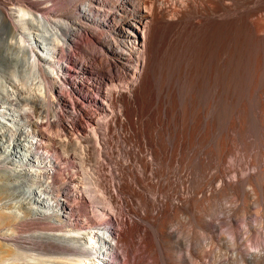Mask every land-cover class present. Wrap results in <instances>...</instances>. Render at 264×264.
Wrapping results in <instances>:
<instances>
[{"label":"bare ground","instance_id":"obj_1","mask_svg":"<svg viewBox=\"0 0 264 264\" xmlns=\"http://www.w3.org/2000/svg\"><path fill=\"white\" fill-rule=\"evenodd\" d=\"M12 1L16 6L0 0V59L7 62L6 66L0 61V226L15 218L12 210L4 209L12 191L25 212L69 228L63 233H38L37 245L50 256L54 253L53 259L68 260L69 264H176L180 253L173 254L175 243L171 242L179 238L175 240L177 233L173 231L180 225V211H191L200 219L196 211H205L212 200L226 199L227 195L241 199L239 207L244 213L250 202L259 203L261 198L264 203V21L260 15L264 0H212L215 10H231L218 16L223 17L221 25L229 23L226 28L234 27L238 35L222 39L213 56L200 54L201 67L189 68L188 64L186 69L167 73L168 90L161 84L151 93L145 89L148 84L140 86L146 67V32L150 16L155 22L164 15L162 1H153L149 11L144 5L147 0H133L138 11L136 33L130 37L137 49L133 56L116 50L111 40L102 39L109 27L104 21L108 10L105 0H83L75 8L76 15L66 14L67 20L58 17L54 21L41 12V0ZM82 31L89 34L84 43L79 40ZM89 46L94 47L92 51ZM75 48L89 49L92 57H77ZM109 53L117 60L113 66L123 68L119 70L123 79L103 76L102 81L96 80L98 95L104 91L107 100L103 105L87 94L95 79L89 76L86 82L80 74L89 72L90 63H100V54ZM212 61L214 67L208 68ZM113 79L122 81L121 86ZM182 80L196 90L168 92ZM63 84L72 85L75 99L64 93ZM135 89L139 96L133 94ZM146 93L153 96L148 108L143 103ZM85 102L91 103L92 112L84 122L89 114ZM64 107L71 108L72 120L63 118ZM49 120L56 125L48 124ZM251 127L261 131V135L256 133L255 147ZM251 144L254 153L238 160L240 166L245 162L240 168L235 158L234 167L232 159ZM11 177L19 180L10 183ZM234 219L230 218L231 225ZM261 224L259 219L256 225L246 220L243 232L248 237L257 235ZM241 231L231 227L225 241L240 260L264 263V249H247L248 254H244ZM4 233L1 238H12ZM188 243L191 260L208 264L206 250ZM9 250L0 247V264L14 253ZM18 250L15 252L21 253ZM33 255L26 259L45 264L44 258Z\"/></svg>","mask_w":264,"mask_h":264},{"label":"rangeland","instance_id":"obj_2","mask_svg":"<svg viewBox=\"0 0 264 264\" xmlns=\"http://www.w3.org/2000/svg\"><path fill=\"white\" fill-rule=\"evenodd\" d=\"M6 1H8V2H5L7 6L8 5L10 7L11 6H16L15 1H12V0H6ZM82 1L83 0H46V2H45V0H41L40 6L42 7L41 9H43V10L41 11V9H40V11L42 13L48 15L49 17L50 16L53 17V18L50 17L51 19H53V21H54V19L57 20L58 17L61 18V19H63V20H67L66 14H68V15L69 14L70 15H72V14L76 15L75 8H77V6L82 3ZM153 1H155L156 3H159V0H157V1L156 0H147V1L144 2V5L145 4L148 5V6L146 5L147 7H149L148 10L151 8V6L153 4ZM160 1H162L163 5L165 6L164 7L165 8L164 9V15L161 16V17H159L157 19L159 22L157 20L154 22L152 16H150V20H149V24H148V27L149 28L147 27L148 28V31L146 32L148 34H146V38L147 39H146V42H145V47H146L145 48L146 49L145 50L146 67L144 68L145 69L144 70V73H142V79L141 80H143V81H141V84H140V86H142V82L145 83V86L148 84L146 86L147 88L145 87V89L148 90V91H150V93H151V90L152 89H155L156 90V88H158L161 84L163 86H165V90H166L167 89L166 85L168 86L167 81L169 80L168 83L170 82V79L167 76L170 75L172 73V71L173 72H176L179 69L180 70L186 69L187 66H188V64H190L189 65V68H196V67H198L199 64H201V62L199 63L200 60L198 58L200 56V54L202 55V54H205V53H211L212 56H213L214 53L217 52V48L219 49V43H220V41L222 39L227 38V37H234V36L238 35L237 30L234 27L232 28V26H229L228 29L226 28V27H228L229 23H227V26H226V23H224V24L221 25L220 22H221V19L223 17L222 16L219 17L220 16L219 14L222 11L225 12L226 10L224 11V10H221V9H218V8H217L218 10H215L216 4L212 0H209V1L207 0L208 2L206 0L205 1L204 0H189V1L188 0H160ZM9 2H10V4H9ZM207 3H210V4H207ZM213 4H215V5H213ZM43 5L44 6H47V7H45L46 9H44V6ZM212 9H214V10H212ZM48 10H49V12H48ZM73 10H74V12H73ZM229 12H231V10H227L226 11V13H229ZM263 13H264V10L260 14L261 17H262V19H261L262 21H264V14ZM151 14H152V12H151ZM194 18H195V20H194ZM219 18H220V20H219ZM154 23H156V24H154ZM218 24H220L221 27H220V25L218 26ZM222 26H224V27H222ZM225 29L227 31H225ZM230 30L233 31V32H231ZM234 31H235V34H234ZM191 32H193V33H191ZM29 36L33 38L32 35H29ZM92 47L93 46H89V49L91 48V51L94 48V47L93 48ZM188 48H190V49H188ZM89 49H87L88 51H85V50L82 51L80 49L77 50L75 48L76 52L79 51V53L82 56H85V57L87 56L86 57L87 59L89 57H92V55H91L92 52ZM148 49H149V51H148ZM190 56L192 57V60L191 61L188 59V58L191 59ZM21 57H25V55H22ZM87 59H85V60H87ZM193 59H195L194 60L195 62L197 60V62H196L197 64L196 63H193ZM0 61L3 62L4 64H6V66H7V62L6 61L4 62L3 59L2 60L0 59ZM192 63H193V65H192ZM211 63H213V61ZM207 64H208V68H209V66H210V68L211 67H214V63L211 64V65H209V63H207ZM147 65H148V67H147ZM191 65H192V67H191ZM201 66H199V67H201ZM96 68L94 70H92V71H93V73H96V75H98L97 76V82H100V81L103 80L101 77L104 76V72H100L99 67L97 69ZM121 69L123 70L122 67H119L118 69H116L115 67H113V69H112L113 75L111 76V74H110V75L104 76V77L105 78H113L115 75H117V76L114 77L115 79H123L122 78V75H123L122 74V71H119ZM162 72H164V73H162ZM114 73H115V75H114ZM167 73H168V75H167ZM120 74H121V77H120ZM162 74H164V75H162ZM160 75L163 76V77H161ZM89 76L92 77V76H95V75L92 74V72H91ZM161 78L163 79V81H162ZM160 79H161V81H160ZM204 81H202V82H204ZM206 82H209V81L206 80L205 83ZM179 83H180L179 84L180 88H179V86H177L178 85V82H177L176 85H175L176 88L175 87H173V88H170L169 87L170 90L168 92H171L174 89H175V92H179V91L180 92H182V91L185 92V90L188 92L189 89H191V91H193L195 89V88H193V90H192V87L194 85H191L189 83H186L188 85L183 84L184 83L183 80L181 82H179ZM181 84H183V85H181ZM189 85H190L191 88L189 87ZM97 86H98V84H97ZM137 89L134 90V92H133L134 95H135V93L137 95V92H138ZM95 92L98 94L97 88L95 89ZM42 94L47 99L50 98L49 95H47L48 96L47 97L44 92ZM139 95L140 94L138 93L137 96H139ZM146 95H148V96H146ZM75 96L76 95H74V98L73 99H75ZM143 96H144L143 98L145 100V102L143 101V103H144V105H146L145 107L148 108L151 105V103L153 102V96H152V94H147V93L145 95H143ZM87 103H89V102H87ZM90 104L91 103H89L88 106L87 105H84L85 108L87 107L86 109L89 111V114L87 113L88 115H86L85 118H83L84 122L87 120V118L90 116V114L92 112V110H91L92 108H91ZM117 104L120 105L119 102ZM118 105H116V108H115L116 111L118 109L117 108ZM113 110H114V108H113ZM99 111L100 110L97 109L96 110V113H98ZM37 112L38 111L35 110V114H37ZM69 112H70V114H69ZM125 114H127V112ZM64 115H66V116L68 115V117L70 116L69 118H65L66 120L71 119V118L73 119L72 111H71V108L70 107H64ZM132 118L135 119L136 118V115H132ZM130 119H131V116L129 118V121H131L130 122V129H132V127H133V123H132L133 122V119H131V120ZM128 128H129V126H128ZM251 128L249 130L250 131L249 134H250L251 140L254 141L253 144H254V147H255V142H257L258 135H261V134H259L261 131L259 132V130H258L257 127H253L252 128V130L255 128V131L254 130L252 131ZM148 129H149V126H148ZM2 142L3 143H6V141H2ZM253 144H251L250 147H249V149L247 151H245V152L242 151V150H239L238 151L240 154L237 153L235 156L239 155L240 157L239 156L234 157L232 159V162H231V163L234 164V167L237 166V168L238 167L240 168V167L244 166V164H243V163H245V162H243L244 161V158L245 159L247 158L246 156H248V154L251 152L250 151L251 148L254 150V148L252 147ZM253 150H252L251 153H254ZM241 152H242V155H241ZM13 155H15V153H13ZM235 158H237V160ZM229 160L231 161V158ZM233 160H236L237 162L236 161H233ZM238 160H240V161L243 160L241 162L242 166H240V164H238V162L240 163V161H238ZM235 164H236V166H235ZM8 165H9L8 167L10 169H12L11 168L12 167L11 164L8 163ZM18 180L19 179H16V177H11V179H10L11 182L10 183H13V182L14 183L15 182L17 183ZM10 193H11V195H10ZM10 193L8 195H10V198L11 199H9L10 201H8V205H6L4 207V209L7 210V211L8 210L9 211L12 210L13 215L15 214L14 215L15 218L13 217V219L11 220V222H9L10 224H8V225L5 222L3 224H1V226L3 225L4 227L3 226L2 227L0 226V231H1L0 232V243H1L0 247L3 250H5V249H8L9 250L10 249L11 250V251L9 250L10 253L12 251H14V253L12 252V255H9L8 257L5 256V258H3V260H2L3 262L1 264H6V262H7V264H15V263L16 264H18V263L19 264H27L26 263V261H28L27 260L28 259L27 258L28 257L27 255H31L32 256L34 253L35 254L33 256H35V257H37L39 259L41 257H42L41 259L44 258L43 260H44V263L45 264H48V262H50V264H53V260H56V261H54L55 262L54 264H58L59 262H61V264H69V261L68 260L66 261L64 259H61L62 260L61 261L60 259H53V258H55L54 257L55 254L54 253L53 254L51 253V256L53 257L52 258L50 256L48 250L42 249L39 245H37L39 243L38 240H40V239H38L37 236L40 234V232H47L48 231V232H54L55 233L57 231L56 233H63L64 230L66 228H68V227L58 226L53 221L50 222L51 220L49 221V220L40 219L38 217L33 216V214H31L30 212H28V213L25 212L24 207H23L24 205H23V203L21 201L18 200L19 197L17 196V194H15V193L13 194L12 191H10ZM3 196H5V194ZM1 197H0V199H2ZM226 197H225L226 199H224V197H221V198H218V199L215 198L214 200H212L210 202L211 204H209V206L208 205L206 206L205 211L204 210H201V211H198V212L196 211V214L199 213V215L201 216V218L203 217V220L201 218L198 219L194 215V213L193 214L192 213H189L191 211H188V210H185L186 213L183 212L184 210H182V211H180L177 214V218L178 217L180 218L178 220L179 223H180V225H178V226L176 225L177 228L174 227L175 228V231H173V232H176L177 234L176 233H173V234L174 235L176 234L175 235V240L178 237L179 238H178V241L177 242H175V241H172L171 242L173 244L175 243L173 245V248H172V249H174V248L175 249L172 250V252L173 251L174 252L177 251L176 254H179L180 253V260L178 259L179 262L177 261L176 264H182V263L183 264H202V261L201 260L200 261L199 260H195V262L193 260H191V254L188 255V253H190V251L188 252V250H189L188 249L189 248L188 247V244H189L188 241L190 243H192L191 244L192 246H196V245L199 246L200 245V249L201 250H206V254L207 255L204 257V259L206 260V262H208V264H239V263L240 264H251L249 262H245L243 260H240L239 257H238V255H236V253L234 252V250H235L234 247L231 246V244H228L227 241H225L227 239V237L229 238V230H230L231 227L234 230H236V229L238 231L239 230L240 231L242 230L241 231L242 232V235L244 234L243 236H241L242 239H244L243 240L244 242H242L241 244L239 243L241 247L243 246L242 249H245L246 248V250H243V252L245 251L244 254H246V255L248 254L247 249L249 250V252L257 251L260 248L261 249H264V235H263L264 234V214H263L264 213V203L261 202L262 201L261 198H259V200H260V202L258 201L259 203H257V202H250L251 206H248L249 208H247L245 210L247 212L244 213V210L242 211V209L240 208L241 207V199L239 197L236 196V198H238L237 200H236L235 196H233V198H235V199L231 198L229 195H227ZM216 204H217V206H216ZM235 207H237V208H235ZM208 209H209V211H208ZM19 211H20V213H19ZM211 212L213 213V215L211 214ZM237 212H238V214H237ZM18 216H20V217H18ZM230 218H232V219L236 218V219H234L235 222H232V225L230 224ZM258 219L262 222V224H261V226H262L261 227V231L258 232V234H257L258 236L256 234H253L250 237H248L247 236L248 234L243 232V229H244L243 227L246 226V225H244L245 221L247 220V222H249L250 224L256 225V220H258ZM14 220H16V221H14ZM239 225H240V228H239ZM4 230H5V232L7 231V233L11 234V235H9V237H12L13 239L12 238H9V239H3V238H1V236L3 234H5L4 233ZM2 231H3V233H2ZM12 231L14 233H12ZM27 235H28V237H27ZM189 235H190V237H189ZM217 235H218V237H217ZM2 244L5 247H3ZM7 246H11L12 249L9 248V247H7ZM21 247H23V248H21ZM14 248H15V250H14ZM18 248L20 249V251L22 253V254L21 253H19V254L23 255L26 252L29 253V254L26 253L27 255L25 254V255H23L21 257V255L17 254L19 252ZM28 249H30V250H28ZM16 250H18V252ZM22 251H24V252H22ZM30 252L32 254H30ZM174 252H173V254H175ZM6 253H8V252H6ZM47 255H49L52 260ZM57 255L60 256V254H57ZM14 256H15V258H14ZM16 256H17V260H16ZM48 257H49L50 260L48 259ZM19 258H22L23 261H22V259L20 260ZM12 259L14 261H12ZM24 260H26V261H24ZM56 262H58V263H56ZM28 264H34V263H31V261L30 262L28 261ZM260 264H264V263H260Z\"/></svg>","mask_w":264,"mask_h":264},{"label":"built area","instance_id":"obj_3","mask_svg":"<svg viewBox=\"0 0 264 264\" xmlns=\"http://www.w3.org/2000/svg\"><path fill=\"white\" fill-rule=\"evenodd\" d=\"M105 2L108 3V6H106V9L108 10H107L106 17L104 18V21L109 24V27L104 31V33H102V39H104L105 41L107 39L111 40L112 46L113 47L116 46L115 47L116 50H120V52H122L123 54L133 56L137 49L135 50L133 48L134 47L133 44L130 43V37L132 38L133 34L136 33L135 27H136L137 15H138V11L134 7L133 0H105ZM88 39H89L88 32L82 31L79 36V40L82 43H84ZM140 46L138 47V49L140 48ZM100 55L102 57L101 62L99 63V62L94 61L93 63H90L88 66L89 72L87 74L85 73V74H80V75H82V80H85L86 82L90 78L89 75L91 72L92 74L95 75V76H92V78L95 80L93 81L91 85V89L87 92V94L89 96L91 95L94 98H97L100 104L106 105L107 100L103 96L104 91H102V95L100 96H98V94L95 92V89L98 87L97 82H96L98 75H96V73H93L92 70L94 66L97 65L99 67L100 72H104V76H108L110 74L113 75L112 73V69L114 67L113 64L117 60L114 57H112L110 53L105 54L104 56L103 54H100ZM76 56L81 57L83 59H87L84 56H81L79 52H76ZM61 64L64 66H67V63L65 61H61ZM113 81L117 82L115 84L119 86H121L122 84V81H118L115 79H113ZM63 85H64L63 87L64 93H69V97L73 99L74 90H72L73 89L72 85H69V84H63ZM106 86L109 87L110 84L107 83ZM83 99L84 98H81L80 100H83ZM85 104L88 105L89 103L85 102ZM63 118H69V117L66 115H63ZM49 123H53L56 125V122L54 120H51V121L49 120L48 124ZM55 130L53 131L50 130V132H55ZM51 151L54 152V150L52 149Z\"/></svg>","mask_w":264,"mask_h":264}]
</instances>
